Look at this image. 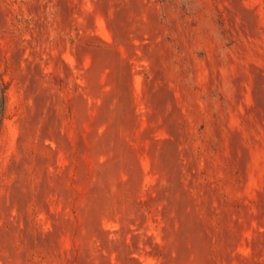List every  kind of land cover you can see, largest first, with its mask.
<instances>
[{
  "label": "rangeland",
  "instance_id": "rangeland-1",
  "mask_svg": "<svg viewBox=\"0 0 264 264\" xmlns=\"http://www.w3.org/2000/svg\"><path fill=\"white\" fill-rule=\"evenodd\" d=\"M0 264H264V0H0Z\"/></svg>",
  "mask_w": 264,
  "mask_h": 264
},
{
  "label": "trees",
  "instance_id": "trees-1",
  "mask_svg": "<svg viewBox=\"0 0 264 264\" xmlns=\"http://www.w3.org/2000/svg\"><path fill=\"white\" fill-rule=\"evenodd\" d=\"M4 106H5L4 87L0 86V122H1V119H2Z\"/></svg>",
  "mask_w": 264,
  "mask_h": 264
}]
</instances>
